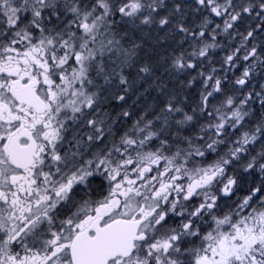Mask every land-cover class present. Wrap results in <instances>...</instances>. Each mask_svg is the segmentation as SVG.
Here are the masks:
<instances>
[{
	"label": "snow or ice",
	"instance_id": "6c2138e0",
	"mask_svg": "<svg viewBox=\"0 0 264 264\" xmlns=\"http://www.w3.org/2000/svg\"><path fill=\"white\" fill-rule=\"evenodd\" d=\"M0 264H264V0H0Z\"/></svg>",
	"mask_w": 264,
	"mask_h": 264
}]
</instances>
